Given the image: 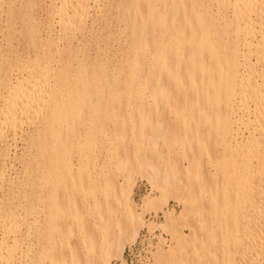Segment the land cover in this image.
I'll return each mask as SVG.
<instances>
[{
	"label": "bare ground",
	"instance_id": "bare-ground-1",
	"mask_svg": "<svg viewBox=\"0 0 264 264\" xmlns=\"http://www.w3.org/2000/svg\"><path fill=\"white\" fill-rule=\"evenodd\" d=\"M51 1L44 36L11 9L0 52V183L25 135L0 224L28 235H1L0 264H18L22 238L39 241L26 264H126L145 228L173 242L150 244L153 264H264V0H121L120 65L73 46L99 0ZM138 176L153 192L141 208Z\"/></svg>",
	"mask_w": 264,
	"mask_h": 264
},
{
	"label": "rangeland",
	"instance_id": "rangeland-1",
	"mask_svg": "<svg viewBox=\"0 0 264 264\" xmlns=\"http://www.w3.org/2000/svg\"><path fill=\"white\" fill-rule=\"evenodd\" d=\"M12 1L13 0H4V2L3 1L0 2V4L1 3L3 4V6L1 7L2 9L0 8V52H2L4 50L5 46H7V43H6L7 41L5 39V35H6L5 33H6L7 30H5V29H7L6 27L8 26V21L7 20L9 18L8 16H9V14L11 12L10 11L11 9L14 11V13H17V14H14V15H17V20H20V18H22L21 20H23V17H28V20H35V21L37 20V23H40L39 25H41V29H42V32H43L42 35L43 34L44 35L46 34V32H44L47 29L45 26L48 25V23L50 24V21H51V17H50V13H49V7H50V5L52 3L51 0H14V2H12ZM120 1L121 0H99V5H100L99 6L100 7L99 8V11L98 10L96 11L97 12V15H95L93 18H91L88 21V24H87L88 28L90 27L89 25L92 26V24H93V26H92V28H94L93 29L94 30L93 32L96 31L95 33L97 35H95V33H93V32H92V35H89L88 33L86 34L87 30L84 33H80L79 32L80 34L79 33L77 34L78 37H76V39H73V41H72L73 44H75L73 46H75L76 48L77 47L79 48L80 46L81 47H84L83 45H87V46H85L86 48L88 47L86 50H88V52L93 57H95L96 53L97 54H100L101 57L103 56L104 58H106L107 56L110 58L113 55V57L110 58L112 62L114 61L113 64L114 63H116L117 65L122 64L125 61V57H126V53L125 52H126L127 47H128V41H126L127 40V37L124 34L122 35V36H124V38L121 35L119 37V34H121L120 33L121 30H123V28H124V24L121 21V19H123L122 16H121L122 15V12L121 11H123V10H122V8L121 9H118V7H116L117 5L120 6L119 5V2ZM11 4H12V6H11ZM102 4L104 6L105 5L106 6L104 7ZM92 19H94V21ZM5 22L7 23L6 26H5V24H6ZM20 22L18 21V23L20 24V25H18V27H21V25L23 26L22 22L21 23ZM121 22H122L123 25L121 24ZM106 28H108V29H106ZM58 29H59V26L56 25V29H55V32L53 33V35L55 34V36H56V32L58 31ZM20 31H23V29L20 30ZM81 34H83L86 37H83V39H82V36H81L79 38V35H81ZM115 34H116V36H115ZM3 35H4V37H3ZM87 35L89 37L92 36L93 38H89ZM106 35H107V37H106ZM23 37L24 36H23V34H21V32L18 33L17 39H16L15 44H14V48H13V51H12V54L14 56H17L18 55V52H23V48H24V42L22 40ZM98 37H99V40L97 39ZM121 37L123 39H121ZM77 38H78V40L81 39V41L79 40V43L77 42ZM19 40H21V41H19ZM82 40H83V42H82ZM86 42H87V44H86ZM100 43H102V44H100ZM78 44H80V46ZM97 47H99V48H97ZM100 48L101 49L103 48L104 51L103 50L102 51L101 50L99 51ZM1 49H3V50L1 51ZM8 49H9V47L7 46V49L6 50H8ZM6 50H5V52H6ZM94 52H95V54H94ZM104 52H106V53H104ZM0 56H1V54H0ZM122 58L124 60H122ZM0 61H1V58H0ZM27 61H29V60L26 59V63H27ZM1 67L2 66H0V69H1ZM16 71H18V70H16ZM16 71L14 72V76L18 73V72L16 73ZM27 127L28 126H24V129L26 128L27 130L25 129V132L27 131L26 133H29L30 132V128H27ZM28 130H29V132H28ZM20 136H19L20 138L18 137V139H17L18 140L17 141L18 143L17 142L15 143L16 147H15L14 143H11L12 144L11 148L12 147L13 148L10 149V151H9L10 154L8 153V155L10 156V159L11 160L9 161V158H8L7 159L8 160L7 161V164L8 165L6 164V166H8V167L10 166V168L6 167V170L8 169L7 170L8 172L6 173V176L8 177V179L5 176V179H6V181H8V183L6 182V184H5V181L3 182L4 184L3 183H0L1 185L2 184L4 185L3 192H2V190H1L2 193L0 192V197H2L3 195L5 196L8 193L6 191L10 189V188L8 189V187L10 185L9 184V181L11 180V178L12 179L15 178V181L18 180L16 177H18V178L21 177L22 178V174L21 173H23V171L21 172V170L23 169L22 166L24 167V162H23L24 160L21 157L23 156V154L25 152L24 151L25 150V148H24L25 147V144H24L25 142L23 140L24 139L23 136H25V135L24 134L23 135L20 134ZM248 137H250V133H248L246 131L245 136L243 138H239V140L246 141V139H248ZM13 157H14V159H13ZM15 158H16V161H15ZM101 161L102 160H99L98 162L100 163ZM9 162H10V164L12 163L13 165L12 164L9 165ZM21 178H19V179H21ZM119 182L120 183H123V180L120 179ZM5 185H7V188H5L6 187ZM4 192H6V193L4 194ZM152 193L153 192H152L151 186L149 185V183L145 179H142V177H140V176H138V177L135 178V182H134V194L132 196V200L134 201V203L136 205L139 206V208H141L140 206H142L143 200L146 197H149V195H151ZM18 198H19L18 201H20V198H21L22 201H20V202H24L25 201V200L23 201V197L22 196H18ZM3 199L5 200L6 198H4V197H2V199L0 198V200H1L0 203H2V202L5 203V201H2ZM16 202H17V200L15 201V203ZM20 202H17V203L20 204ZM7 203H8V201L5 204L8 205ZM17 203H16V205H17ZM5 204H3V205L6 206ZM21 204L23 205V204H25V202L24 203H21ZM3 205H2V207H3ZM0 207H1V204H0ZM168 209L171 210V211L174 210L177 213H180V211H181L182 208H181V206L177 202H175L174 200H172V201H170V204L168 206ZM145 217H146V220L147 221L154 222V223H161L164 220V214L162 212H160V211H158V212L152 211L150 213H147ZM40 220L42 221V219H40ZM24 227L25 226H22L21 227L22 229H20V230H22V232L24 231L25 233L24 232L22 233V232L18 231L19 232L18 234H21L22 236H19L17 233H16L17 234L16 236H18V237H24V235H27L26 234L27 233L26 232L27 231V228L25 227V229H24ZM13 229L14 228H12V225L9 222L6 223V224H0V238H3L2 236H4V239H7V242L12 243L13 240L12 241H10V240L12 238L14 239V237H16V236H13V235H15L14 234L15 230L12 231ZM184 230H185V233H188V230L187 229H184ZM206 231L209 233L211 231V229L210 228L209 229H206ZM6 233L9 234V236ZM5 234H6V236H5ZM158 237H162L163 240L162 239L161 240H162L163 245H165V246H169V245H171L173 243L172 242V238L169 235L165 234L163 231H161L159 229H156L153 233H151L149 231V229L145 228L144 230L141 231L140 236H139V239L134 244H131L130 246L135 245V244H136V246H141L139 244L140 242H141V244H146V246H147L146 251H147V254H148L146 257L148 258L149 264H153V262L151 261L150 251H149L153 246H150V244L153 245V243L154 244L158 243L159 242ZM24 238H26V236ZM24 238H22L24 240V243H22V246H20V249L16 252L17 254L14 256L15 259L13 257L14 262H16L18 264L20 263V261H21L20 264H23V263L26 264V262H23L24 261L23 260V257L25 255V251H27L29 249L28 247H31L34 250V248H37L35 245L36 244H39L38 239H35L34 238V240L32 239V241L31 240H26L25 241ZM142 240H145L146 242L144 243ZM28 241H31L32 243L31 242H28ZM25 242H26V244H25ZM29 243H30L31 246L29 245ZM23 244H25V245H23ZM27 245H29V246H27ZM128 247H129V245H128ZM31 248H30V250H32ZM125 257H126V255H125ZM125 260H127V259L125 258ZM42 264H45V263H42ZM46 264H50V263L49 262H46ZM113 264H122V263L119 262V261H114ZM126 264H144V263L140 259H134L132 262L126 261Z\"/></svg>",
	"mask_w": 264,
	"mask_h": 264
},
{
	"label": "built area",
	"instance_id": "built-area-1",
	"mask_svg": "<svg viewBox=\"0 0 264 264\" xmlns=\"http://www.w3.org/2000/svg\"><path fill=\"white\" fill-rule=\"evenodd\" d=\"M144 243L146 242L145 240H142ZM141 246H136L132 245L129 246L125 252L126 255V261H130L132 262L134 259H140L144 264H149L148 258L146 257L147 254V246L146 244H141V242L139 243Z\"/></svg>",
	"mask_w": 264,
	"mask_h": 264
}]
</instances>
